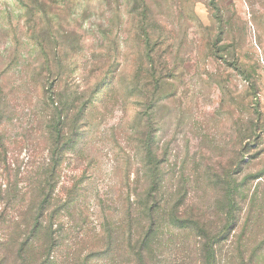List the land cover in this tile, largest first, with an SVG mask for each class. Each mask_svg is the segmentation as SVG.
I'll list each match as a JSON object with an SVG mask.
<instances>
[{"label":"rangeland","instance_id":"rangeland-1","mask_svg":"<svg viewBox=\"0 0 264 264\" xmlns=\"http://www.w3.org/2000/svg\"><path fill=\"white\" fill-rule=\"evenodd\" d=\"M0 264H264V0H0Z\"/></svg>","mask_w":264,"mask_h":264}]
</instances>
